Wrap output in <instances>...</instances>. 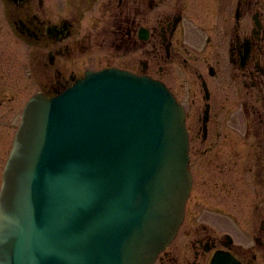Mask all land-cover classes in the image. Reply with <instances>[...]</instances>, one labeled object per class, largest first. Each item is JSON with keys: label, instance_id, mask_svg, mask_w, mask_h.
Here are the masks:
<instances>
[{"label": "flooded vegetation", "instance_id": "flooded-vegetation-1", "mask_svg": "<svg viewBox=\"0 0 264 264\" xmlns=\"http://www.w3.org/2000/svg\"><path fill=\"white\" fill-rule=\"evenodd\" d=\"M0 5L14 32L45 50L46 95L118 67L163 81L184 104L193 188L182 229H193V255L172 245L161 264H213L220 252L264 264V0Z\"/></svg>", "mask_w": 264, "mask_h": 264}, {"label": "water", "instance_id": "water-1", "mask_svg": "<svg viewBox=\"0 0 264 264\" xmlns=\"http://www.w3.org/2000/svg\"><path fill=\"white\" fill-rule=\"evenodd\" d=\"M185 112L160 82L90 71L27 104L0 194V264H154L192 179Z\"/></svg>", "mask_w": 264, "mask_h": 264}, {"label": "rangeland", "instance_id": "rangeland-1", "mask_svg": "<svg viewBox=\"0 0 264 264\" xmlns=\"http://www.w3.org/2000/svg\"><path fill=\"white\" fill-rule=\"evenodd\" d=\"M5 14L0 5V177L2 164L10 151L19 124V113L27 100L41 90L43 76L49 73V70L46 71L48 59L45 50L30 47L13 35ZM194 119L193 126L196 128L199 126L197 116ZM193 207L192 203V210ZM192 231L190 223L182 229L173 245L174 252L180 250L183 254L193 255Z\"/></svg>", "mask_w": 264, "mask_h": 264}]
</instances>
